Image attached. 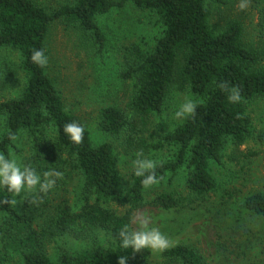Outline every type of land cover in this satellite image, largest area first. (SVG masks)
I'll use <instances>...</instances> for the list:
<instances>
[{
	"label": "trees",
	"instance_id": "16d2710c",
	"mask_svg": "<svg viewBox=\"0 0 264 264\" xmlns=\"http://www.w3.org/2000/svg\"><path fill=\"white\" fill-rule=\"evenodd\" d=\"M258 9L257 26L264 36V0ZM225 0H75L53 9L33 0H0V50L16 52L24 84L18 96L0 101V118L5 131L0 137V155L10 158V149L21 136L28 140L24 167L35 169L44 179L45 172L63 173L46 193L22 189L14 195L0 189L10 203L0 204L7 221L10 239L16 244L21 264H148L150 250L123 248L119 233L132 231V212L147 204L145 187L134 171L126 194L118 168L114 142L126 150L147 153L165 144L175 148L173 159L158 163L154 169L159 183L184 173V187L190 202L204 200L216 187L210 164H221L226 143L239 146L249 139H261L246 112L253 100H264V49L257 52L243 45V28L232 20L215 33L209 25V5ZM127 4L152 13L162 31L152 49L143 52L135 43L120 48L118 77L131 84V94L123 107L100 109L98 128L111 140L94 145L81 121L66 112L61 95L49 78L46 65L30 59L33 49H43L52 23L64 22L76 28L80 39L94 56L102 53L106 36L95 18ZM0 80V91L10 82ZM9 83V84H8ZM187 89L196 99L195 113L184 118L173 131L158 142L145 137L150 120L161 114L174 87ZM239 94V100L229 97ZM76 121L84 127L79 144L63 132V125ZM14 137V138H10ZM73 174L78 177L80 208L75 211L60 204L55 213L45 216L49 193L63 185ZM54 178V177H49ZM127 202L118 213L109 204ZM182 199L170 193L156 194L150 203L163 209L178 207ZM244 208L264 219V195L245 198ZM46 218L35 228L36 219ZM71 238L84 243L80 250L58 247V258L47 255L51 241ZM166 262L207 264L193 247L178 245L163 251Z\"/></svg>",
	"mask_w": 264,
	"mask_h": 264
},
{
	"label": "rangeland",
	"instance_id": "374dc122",
	"mask_svg": "<svg viewBox=\"0 0 264 264\" xmlns=\"http://www.w3.org/2000/svg\"><path fill=\"white\" fill-rule=\"evenodd\" d=\"M36 4L53 9L72 4L75 0H33ZM225 4L209 5V25L217 33L229 21L237 20L243 28V45L258 53L264 49V36L257 26L258 9L262 0H225ZM245 7L241 9L240 4ZM106 36L105 50L93 55L83 45L76 28L64 22L51 24L45 45L48 51L46 71L53 85L61 95L66 112L77 117L89 132L94 145L111 140L98 128L100 109L117 105L123 107L131 94V84L123 83L118 77L120 48L126 43H135L143 52L152 49L160 37L162 26L156 15L142 12L127 4L119 10L95 18ZM20 62L16 52L0 50V80L7 79L10 85L0 91V101L16 98L24 84V77L18 68ZM7 81V82H8ZM9 84V83H8ZM197 99L187 90L174 87L161 114L153 116L145 135L148 142H158L182 123L184 118H175V112L186 100ZM255 131L261 132V139H249L239 146L226 143L222 150L221 164H210L215 180V189L204 200L190 202L184 187V173L179 171L171 181L147 187L144 198L147 204L132 212V231L138 230L137 221L149 217V225L157 227L170 241L167 249L178 245L195 248L207 264H264V219L244 208L247 196L253 193L264 195V100H253L246 110ZM5 131L4 119L0 118V137ZM28 140L21 136L10 149V158L24 168L28 155ZM118 168L123 188L128 191L130 176L134 169L132 160L138 151L126 150L115 144ZM175 148H162L143 153V156L158 163L173 159ZM78 177L73 174L66 182L49 193L44 211L45 216L55 213L63 203L77 211L81 206ZM159 193H170L181 198L175 208L163 209L150 203ZM3 194L0 190V199ZM127 202L109 204L118 213L126 211ZM36 219L35 228L43 225L45 219ZM0 210V264H21L16 244L10 239L8 225ZM58 247L80 250L84 243L71 238L51 241L46 248L52 262L58 258ZM166 249V250H167ZM150 250V249H149ZM163 252L150 250L148 264H177L166 262Z\"/></svg>",
	"mask_w": 264,
	"mask_h": 264
},
{
	"label": "clouds",
	"instance_id": "9594fccd",
	"mask_svg": "<svg viewBox=\"0 0 264 264\" xmlns=\"http://www.w3.org/2000/svg\"><path fill=\"white\" fill-rule=\"evenodd\" d=\"M241 9L245 7V3L240 4ZM30 59L36 65L43 67L47 63V57L44 55L43 49H33ZM229 99L232 102L239 100V94L233 93ZM197 103L191 99L183 102L179 109L175 112V118H183L195 113ZM63 132L74 143L79 144L84 136V127L79 122L72 121L63 125ZM14 138V137H10ZM134 175L141 177V184L147 188L159 183V178L155 175L154 169L157 162L145 158L142 152L135 154L132 160ZM63 173L52 170L43 174L44 179L37 174L35 169L24 167L23 169L13 158L0 155V189H7L14 195H19L22 189H35L39 186L41 193L48 192L55 184L56 179L62 177ZM54 177V178H49ZM7 199H0V204L10 203ZM149 217L145 216L137 221L139 229L134 231L122 230L118 235L121 238V246L123 248L131 247L134 251L141 249H150L153 252H163L170 244L169 239L157 228L149 225ZM119 264H125V259L121 257Z\"/></svg>",
	"mask_w": 264,
	"mask_h": 264
}]
</instances>
